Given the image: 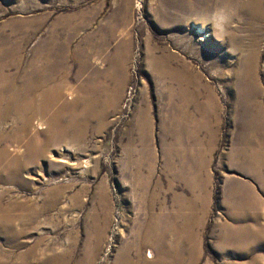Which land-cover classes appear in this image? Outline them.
Here are the masks:
<instances>
[{"label":"rangeland","instance_id":"1","mask_svg":"<svg viewBox=\"0 0 264 264\" xmlns=\"http://www.w3.org/2000/svg\"><path fill=\"white\" fill-rule=\"evenodd\" d=\"M201 2L0 0V264H115L173 212L197 264H264V130L243 91L254 62L264 112V0ZM228 225L262 238L222 252Z\"/></svg>","mask_w":264,"mask_h":264},{"label":"bare ground","instance_id":"2","mask_svg":"<svg viewBox=\"0 0 264 264\" xmlns=\"http://www.w3.org/2000/svg\"><path fill=\"white\" fill-rule=\"evenodd\" d=\"M200 1L201 0H195L196 5H194V4L192 5V10H193L192 14L193 15L195 13H199L198 11H199V8H200V4H202V7L205 4V3H202V2L200 3ZM221 1L225 2L226 0H221ZM230 2H232V0H230ZM204 8H205L204 14L207 16V14L209 13L210 9H207L208 7H206V6L203 7L202 9H204ZM255 8H254V10H255ZM262 10H263V8H262ZM258 13H259V11H258ZM252 18H254V17H252ZM201 19H203V18H201ZM204 20H207V19H204ZM257 20H258V17H257ZM205 29L206 28L203 27L200 30L205 32ZM250 45H252V44H250ZM55 56L56 55L52 54L51 58H54ZM184 69H185V67H184ZM255 69H256V65H254V62H251V64L248 63V66H247V69H246V74L244 75V79H243L244 81L240 80V82L243 81V84L245 83V88L243 89V91H244L245 99H246L245 102L247 103L246 107H247L248 110L250 109V111H248V118H251L250 124L252 126L258 128V129L264 130V112L262 111V107L260 106V104L256 103L257 100L260 97V90L258 88L259 85L257 86V83H256L255 79L250 74L251 72H254ZM247 75H248V77H246ZM185 80H187V79H185ZM86 95H84V97H86ZM95 103L96 102H94L93 104H95ZM95 106H96V104L92 105V107H95ZM184 114H185V112H184ZM54 123L55 122L52 123V126H53ZM250 157H252V156H250ZM259 158L260 159H257L258 161L256 162V165L258 167L264 166V154H263V157L259 156ZM231 200H234L232 205L236 208V210L245 211V213L243 215H245V216H249L250 215V217H253L252 216L253 214H252L251 211H249V209H254V210L257 209V202H255V200L253 201V204H251L252 201L248 202L247 199L243 200L239 196L237 198H232ZM50 204H51V206L52 205L54 206V203L53 204L50 203ZM173 214H174V212H173ZM173 214L172 215L169 214V215H167L165 217L157 216L156 220L152 221L150 224L148 223L145 226L142 224L144 229L146 230V236H145L144 230L142 232L138 231L136 233L135 237L132 236V237H134V241L133 240H132V242L128 241V242H126L124 244V246L121 249V252L119 253V255H118L117 259H116L115 264H181L182 261L185 262L186 264H197L198 259H199L198 258L199 255L196 253L199 250V243L197 242L198 238L196 240V236L197 235L195 236V235L191 234L190 229H185L184 228L183 229L184 232L182 231L183 232V236L182 237L184 239V241H183L184 243H182V246L184 247V250L182 249V247H180L181 249L179 250V246L180 245H179V240L178 239H179L180 236L177 235V234H179L178 233V229L179 228L177 227L176 221H175L176 220V215H173ZM238 214L240 216H242V213L241 214L238 213ZM237 218L239 220H242V218L240 219L239 216ZM238 219H236V221ZM11 220L15 221L16 218L15 219L11 218ZM25 221H26V219H23L22 220V224L24 226H28L30 228L29 221L26 224H25ZM13 223H15V222H13ZM5 226L8 227V226H10V224H6ZM105 226H106V224H105ZM28 227H27L26 231L23 230L25 232L22 235H24L27 232ZM21 231H19V235L20 236H21ZM262 231L263 232L261 234L264 233V228H263ZM105 233H106V227H104V228L102 227V228H100L99 232L96 233V235L98 236V239L101 240V238L105 236ZM261 234H260L259 231L257 232V231H254L253 229L251 230V228H244V227H241V226H230V225H228L225 228V233L220 236V245H221V248H222V252H225V251H228V250H234V251H236L238 253H240L241 251H249V250H251L252 243H254L257 240H260L262 238ZM176 235L178 236V239L176 238L177 237ZM17 236H18L17 234L11 236L10 240H13ZM144 236H145V238H144ZM143 238H144V244L146 246H148L147 257L143 253H141L140 259L137 262H134L131 259V256H130V252L133 249L132 243L139 244L143 240ZM258 243H260V241ZM153 247H154V250L152 249ZM96 248H98V245L96 246ZM255 262L258 263V261H255ZM20 264H26V263H20Z\"/></svg>","mask_w":264,"mask_h":264}]
</instances>
